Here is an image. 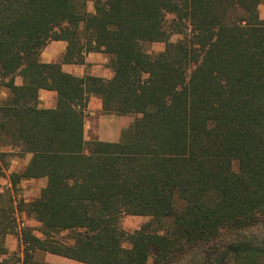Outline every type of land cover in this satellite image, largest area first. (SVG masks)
Segmentation results:
<instances>
[{
	"label": "trees",
	"instance_id": "trees-1",
	"mask_svg": "<svg viewBox=\"0 0 264 264\" xmlns=\"http://www.w3.org/2000/svg\"><path fill=\"white\" fill-rule=\"evenodd\" d=\"M89 1L0 0V178L6 149L33 155L0 192V264L18 231L25 261L264 264V0ZM53 41L67 43L63 64L101 53L114 76L41 62ZM42 90L55 108H40ZM91 97L136 115L118 142L85 139ZM42 178L39 197L17 200L21 181ZM126 215L151 221L128 233Z\"/></svg>",
	"mask_w": 264,
	"mask_h": 264
},
{
	"label": "crops",
	"instance_id": "crops-1",
	"mask_svg": "<svg viewBox=\"0 0 264 264\" xmlns=\"http://www.w3.org/2000/svg\"><path fill=\"white\" fill-rule=\"evenodd\" d=\"M260 16L264 20L263 7L260 6ZM67 43L63 41H53L48 47L44 49L41 54V62L48 64H61L62 69L65 73L76 77L85 76H95L104 79H111L114 76L113 70L109 73H104V68H106L105 62L108 60L99 62L98 54L101 53H90L86 56L85 63L82 65L74 64H63L64 57L67 51ZM103 55V54H101ZM17 83V82H16ZM18 85L22 84L17 83ZM40 98V108L42 109H53L57 105L58 95L53 91L42 90L39 94ZM106 113L103 110V102L98 97H91L88 107L85 111V139L87 141H103L115 143L118 142L122 135L125 133L126 129L131 127L132 123L126 127L127 117H121L114 115L105 116ZM93 122V127L90 131L91 123ZM33 158L32 154H26L25 169L29 165ZM23 172V171H22ZM21 172V173H22ZM35 180V179H32ZM41 180L43 187L47 185V179H36ZM47 261H56L59 264H74L75 261L70 259L58 257L56 255L48 254Z\"/></svg>",
	"mask_w": 264,
	"mask_h": 264
},
{
	"label": "rangeland",
	"instance_id": "rangeland-1",
	"mask_svg": "<svg viewBox=\"0 0 264 264\" xmlns=\"http://www.w3.org/2000/svg\"><path fill=\"white\" fill-rule=\"evenodd\" d=\"M262 7H263V13H264V2L262 4ZM88 10L90 12H94L93 0H90L88 3ZM180 39H182L181 35L174 34L171 38V42H177ZM146 49L149 54L154 56L162 52L165 49V44L164 43L147 44ZM94 54H97V53H94ZM98 58H99L98 59L99 62H101V59L102 61H104L105 59L108 60L107 62H105L106 68H104L105 69L104 73L105 72L109 73L112 70L111 67L109 66V63H110L109 57L105 54L103 55L98 54ZM16 82L21 83V79L18 78ZM8 94L9 92L7 89L0 87V102L5 100L8 97ZM109 115H114V114H105V116H109ZM127 118L128 119H127L126 127H128L129 124H131L135 120L136 115H132ZM93 125L94 124L92 122L90 126L91 127L90 131ZM5 152H8L9 154L6 157V162H5V166H6V171H4L5 176L0 178V192L7 191V190L11 191L12 190L11 175L13 173L21 174V172L24 171V168H25L26 154H22L20 150L18 149V147L14 149H10V148L6 149ZM233 169L235 171H238L237 163L234 164ZM43 188L44 187L41 183V180H36V179L35 180H23L20 182V184L16 188L17 200H24L27 202L32 201L36 199L37 197H39ZM150 221H151V218L149 217L126 215L121 220V227L126 232L132 233L140 229L143 226V224H146ZM19 223H20L21 228L22 227L32 228L33 232L37 236L42 237V233L40 231L41 224L37 223L32 218H28L25 215V213L19 214ZM166 226H170V222L164 225V227ZM6 247L8 250V255H6L4 258H7L10 262H12V264H59L56 261H50V262L47 261L48 254L43 253V252H34L32 258L28 261H25L26 260V258L24 257L25 247L21 240L19 231H18V234L9 235L6 238ZM74 264H82V263L75 262Z\"/></svg>",
	"mask_w": 264,
	"mask_h": 264
}]
</instances>
